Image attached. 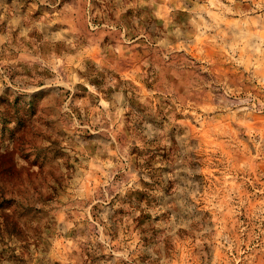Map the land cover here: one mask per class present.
I'll return each mask as SVG.
<instances>
[{
  "label": "rangeland",
  "instance_id": "rangeland-1",
  "mask_svg": "<svg viewBox=\"0 0 264 264\" xmlns=\"http://www.w3.org/2000/svg\"><path fill=\"white\" fill-rule=\"evenodd\" d=\"M0 264H264V0H0Z\"/></svg>",
  "mask_w": 264,
  "mask_h": 264
}]
</instances>
